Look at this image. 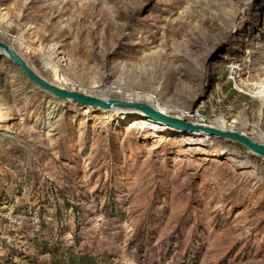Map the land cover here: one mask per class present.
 Wrapping results in <instances>:
<instances>
[{
	"label": "rangeland",
	"instance_id": "1",
	"mask_svg": "<svg viewBox=\"0 0 264 264\" xmlns=\"http://www.w3.org/2000/svg\"><path fill=\"white\" fill-rule=\"evenodd\" d=\"M0 26L58 87L142 93L167 117L264 143V0H0ZM79 255L264 264V159L134 110L61 101L0 55V264Z\"/></svg>",
	"mask_w": 264,
	"mask_h": 264
},
{
	"label": "water",
	"instance_id": "2",
	"mask_svg": "<svg viewBox=\"0 0 264 264\" xmlns=\"http://www.w3.org/2000/svg\"><path fill=\"white\" fill-rule=\"evenodd\" d=\"M0 50L15 66L25 74L30 82L50 93L61 101H72L84 107L100 109L104 111L130 109L145 115L154 121L164 122L185 132L198 133L208 137H217L222 140L235 142L242 145L253 155L264 159V143L255 140L235 130H227L206 124L192 123L180 119L170 118L152 105L140 101H122L116 99H103L92 95H86L78 91L67 90L53 85L40 77L29 64L6 42L0 39Z\"/></svg>",
	"mask_w": 264,
	"mask_h": 264
},
{
	"label": "bare ground",
	"instance_id": "3",
	"mask_svg": "<svg viewBox=\"0 0 264 264\" xmlns=\"http://www.w3.org/2000/svg\"><path fill=\"white\" fill-rule=\"evenodd\" d=\"M0 35L3 37V38H5L6 37V33L3 31V29L1 28V26H0ZM3 38H0L1 40H3ZM4 41V40H3ZM4 42H6V41H4ZM7 43V42H6ZM8 44V43H7ZM9 46H11L10 44H8ZM13 49H14V47L13 46H11ZM15 50V49H14ZM17 52V51H16ZM18 53V52H17ZM19 54V53H18ZM0 55H2V56H4L5 58H7L4 54H3V52L0 50ZM20 55V54H19ZM21 56V55H20ZM22 57V56H21ZM23 58V57H22ZM24 59V58H23ZM25 60V59H24ZM26 61V60H25ZM48 61H49V59H48ZM49 64L50 65H52V62H51V60L49 61ZM30 66V65H29ZM52 68V72L54 73V76L55 77H58V75H59V70H58V68L56 67V66H51ZM35 71V70H34ZM36 73H37V71H35ZM38 74V73H37ZM51 84H53V83H51ZM54 85V84H53ZM98 87H93V89H97ZM44 91V90H43ZM109 91H112V89L111 90H109ZM44 92H46V91H44ZM46 93H48V92H46ZM110 93V92H109ZM114 93V92H113ZM48 94H50V93H48ZM51 95V94H50ZM137 95V94H136ZM262 96V95H261ZM151 97H149V96H147V95H145V94H142V93H140V95L138 96V100L140 101V102H144V103H147V104H150V105H153L154 106V103H153V101H151V99H150ZM55 100V99H54ZM52 101L51 102V105H50V109H53L54 110V108L56 107V105L58 104V102L59 101H57V100H55V101ZM157 102V101H156ZM153 103V104H152ZM155 107V106H154ZM161 110L162 111H165L166 112V109L164 108V107H162L161 108ZM177 113V112H176ZM169 114V113H168ZM220 121H222V122H224V119H221ZM143 123V122H142ZM223 125V124H222ZM221 127V126H220ZM262 136L264 137V133H262ZM264 139V138H263Z\"/></svg>",
	"mask_w": 264,
	"mask_h": 264
},
{
	"label": "trees",
	"instance_id": "4",
	"mask_svg": "<svg viewBox=\"0 0 264 264\" xmlns=\"http://www.w3.org/2000/svg\"><path fill=\"white\" fill-rule=\"evenodd\" d=\"M72 258L70 259L69 262H60L59 264H90V261L92 259L90 258H85V257H82L81 255L79 256H71Z\"/></svg>",
	"mask_w": 264,
	"mask_h": 264
}]
</instances>
